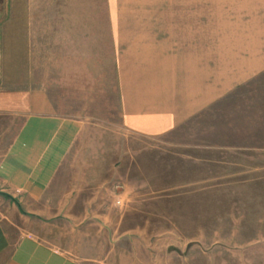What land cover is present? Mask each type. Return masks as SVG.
I'll use <instances>...</instances> for the list:
<instances>
[{
  "label": "rangeland",
  "instance_id": "rangeland-1",
  "mask_svg": "<svg viewBox=\"0 0 264 264\" xmlns=\"http://www.w3.org/2000/svg\"><path fill=\"white\" fill-rule=\"evenodd\" d=\"M251 2L44 0L40 15L31 9L29 60L58 106L80 109L62 114L84 122L48 189L62 206L44 232L62 249L89 264H264V73L155 134L122 122L117 89L121 77L128 109L136 94L140 104L162 101L176 87L170 68L182 74L196 59L205 79L238 80L264 52L245 27Z\"/></svg>",
  "mask_w": 264,
  "mask_h": 264
},
{
  "label": "crops",
  "instance_id": "crops-1",
  "mask_svg": "<svg viewBox=\"0 0 264 264\" xmlns=\"http://www.w3.org/2000/svg\"><path fill=\"white\" fill-rule=\"evenodd\" d=\"M249 1L253 2L244 11L249 17L245 27L257 34L254 40L263 47L264 0ZM42 5L44 0H0V264H89L44 232L58 216L54 209L62 206L48 189L84 122L62 114L80 109L58 106L47 91L44 73L35 68V60H29L30 32L37 30L29 25V16L31 9L40 15L36 10ZM193 42L197 45L198 39ZM199 45L203 46L202 36ZM173 47L182 46L171 43ZM202 65L196 59L183 67L182 74L177 66L171 67L176 87L164 93L162 101L151 97L140 104L141 95L136 94V99L132 95L136 105L132 103L130 109L125 105L123 79L118 77L122 122L145 134L188 124L226 101L236 84L262 75L264 52L246 59L238 80L216 78L213 72L211 80L205 79Z\"/></svg>",
  "mask_w": 264,
  "mask_h": 264
}]
</instances>
